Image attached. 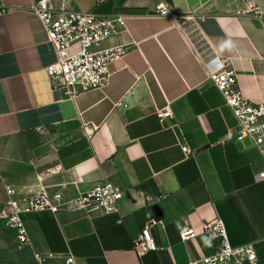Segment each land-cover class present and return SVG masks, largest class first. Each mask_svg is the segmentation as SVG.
<instances>
[{
	"label": "crops",
	"instance_id": "1",
	"mask_svg": "<svg viewBox=\"0 0 264 264\" xmlns=\"http://www.w3.org/2000/svg\"><path fill=\"white\" fill-rule=\"evenodd\" d=\"M57 7L123 14L105 49L128 46L101 88L54 86L57 59L35 0H0V205L45 190L66 202L109 181L119 209L64 208L24 216L30 245L0 225V264H38L37 253L77 264H188L216 252L203 224L221 217L233 245L254 243L264 264V157L227 138L236 118L208 71L228 60L248 99L264 102V0H52ZM171 6L179 24L157 15ZM257 10L263 14L256 15ZM172 112L163 121L157 110ZM192 151L185 156L182 145ZM160 246L134 249L149 219ZM193 227L196 237L183 240Z\"/></svg>",
	"mask_w": 264,
	"mask_h": 264
},
{
	"label": "built area",
	"instance_id": "2",
	"mask_svg": "<svg viewBox=\"0 0 264 264\" xmlns=\"http://www.w3.org/2000/svg\"><path fill=\"white\" fill-rule=\"evenodd\" d=\"M31 10L40 18L49 41L56 50V61L46 67L47 74L54 86H62L72 92L104 87L111 75V64L121 60L128 51V46L118 44L108 48L101 45L120 33L125 27L123 14L100 15L95 12L71 11L59 8L52 0L35 1ZM157 15L167 17L179 24L176 11L165 3L157 5ZM256 15L263 13L255 10ZM209 79L220 91L225 103L231 108L237 124L228 131L227 138L237 136L238 140L248 138L264 157V102L248 99L243 94L235 69L230 61L221 62L220 68L208 71ZM168 106L158 109L161 121L170 117ZM185 156L192 153L184 143ZM256 180H264V168L255 175ZM8 198L0 205V225L3 230H11L16 242L21 246L30 245L24 216L39 211L57 212L64 208L89 210L97 208L105 213L119 209L123 190L109 181L97 183L91 190L81 193L75 199L65 201L60 192L50 194L42 190L27 197H19L15 189L8 187ZM160 223L149 219L135 241L134 249L140 255L160 248L151 234V229ZM193 227L181 230L183 240L198 235ZM202 234L219 241V247L212 255L192 260L188 264H257L259 257L254 243L235 246L230 240L226 222L218 217L203 224ZM38 264H77L73 254L58 255L55 252L37 253Z\"/></svg>",
	"mask_w": 264,
	"mask_h": 264
},
{
	"label": "water",
	"instance_id": "3",
	"mask_svg": "<svg viewBox=\"0 0 264 264\" xmlns=\"http://www.w3.org/2000/svg\"><path fill=\"white\" fill-rule=\"evenodd\" d=\"M35 1H39V0H35ZM236 139H238L237 136H235V137L232 138V140H236ZM217 244L219 245V241H217Z\"/></svg>",
	"mask_w": 264,
	"mask_h": 264
}]
</instances>
